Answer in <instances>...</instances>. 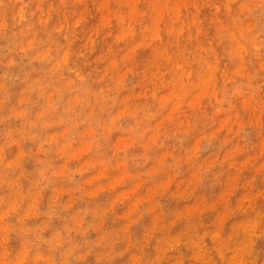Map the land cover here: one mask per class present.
Masks as SVG:
<instances>
[{"label":"rangeland","instance_id":"1","mask_svg":"<svg viewBox=\"0 0 264 264\" xmlns=\"http://www.w3.org/2000/svg\"><path fill=\"white\" fill-rule=\"evenodd\" d=\"M0 264H264V0H0Z\"/></svg>","mask_w":264,"mask_h":264}]
</instances>
